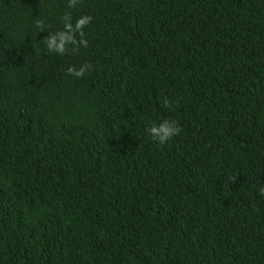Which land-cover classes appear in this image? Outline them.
I'll use <instances>...</instances> for the list:
<instances>
[{"label":"trees","instance_id":"1","mask_svg":"<svg viewBox=\"0 0 264 264\" xmlns=\"http://www.w3.org/2000/svg\"><path fill=\"white\" fill-rule=\"evenodd\" d=\"M68 3L0 0V264H264V0Z\"/></svg>","mask_w":264,"mask_h":264},{"label":"clouds","instance_id":"2","mask_svg":"<svg viewBox=\"0 0 264 264\" xmlns=\"http://www.w3.org/2000/svg\"><path fill=\"white\" fill-rule=\"evenodd\" d=\"M78 0H69L68 7H75ZM65 25L62 31L50 33L43 41L50 52H55L60 55H64L69 51V46L72 47V51H76L79 46L87 47V40L83 39V29L89 23H91V16H81L73 26L70 22L71 17H65ZM37 27L43 29V23L38 22ZM79 33L81 39L77 40L76 36ZM91 69V65H82L78 70L74 67H69L67 73L76 77H83L85 73ZM165 106H169V101L164 100ZM182 129L175 121L164 120L159 125L153 124L146 129V132L151 138L160 145H164L169 142L174 136L180 134ZM258 192L261 196H264V187H260Z\"/></svg>","mask_w":264,"mask_h":264}]
</instances>
